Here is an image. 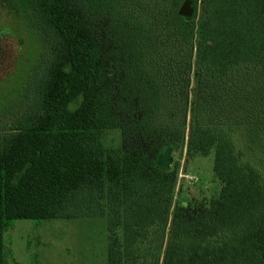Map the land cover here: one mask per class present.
Returning <instances> with one entry per match:
<instances>
[{"label":"trees","instance_id":"obj_1","mask_svg":"<svg viewBox=\"0 0 264 264\" xmlns=\"http://www.w3.org/2000/svg\"><path fill=\"white\" fill-rule=\"evenodd\" d=\"M183 1L0 0V264L14 220L78 218L104 264H264V0ZM167 146L212 154L211 195L175 199Z\"/></svg>","mask_w":264,"mask_h":264},{"label":"rangeland","instance_id":"obj_2","mask_svg":"<svg viewBox=\"0 0 264 264\" xmlns=\"http://www.w3.org/2000/svg\"><path fill=\"white\" fill-rule=\"evenodd\" d=\"M16 41L0 34V100L12 85ZM112 141L115 135L107 133ZM177 164L175 199L208 197L217 187L212 154L188 158L183 148L172 151ZM7 264H104L106 224L102 218L16 219L3 234Z\"/></svg>","mask_w":264,"mask_h":264},{"label":"water","instance_id":"obj_3","mask_svg":"<svg viewBox=\"0 0 264 264\" xmlns=\"http://www.w3.org/2000/svg\"><path fill=\"white\" fill-rule=\"evenodd\" d=\"M193 12L194 7L192 5V0H184L178 9V14L181 16L191 17ZM172 151L173 149L170 146L159 151L156 157L157 166L165 169L170 168L173 161Z\"/></svg>","mask_w":264,"mask_h":264}]
</instances>
